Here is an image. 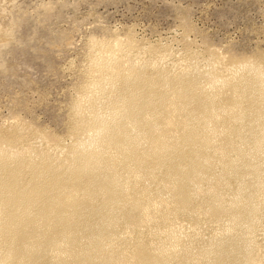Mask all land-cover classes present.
Masks as SVG:
<instances>
[{
    "label": "bare ground",
    "instance_id": "6f19581e",
    "mask_svg": "<svg viewBox=\"0 0 264 264\" xmlns=\"http://www.w3.org/2000/svg\"><path fill=\"white\" fill-rule=\"evenodd\" d=\"M156 57L101 58L71 144L0 141V264H264V64Z\"/></svg>",
    "mask_w": 264,
    "mask_h": 264
},
{
    "label": "rangeland",
    "instance_id": "374dc122",
    "mask_svg": "<svg viewBox=\"0 0 264 264\" xmlns=\"http://www.w3.org/2000/svg\"><path fill=\"white\" fill-rule=\"evenodd\" d=\"M127 53L264 64V0H0V141L71 144L98 64Z\"/></svg>",
    "mask_w": 264,
    "mask_h": 264
}]
</instances>
